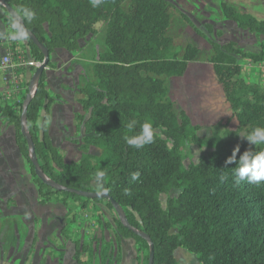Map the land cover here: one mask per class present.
I'll use <instances>...</instances> for the list:
<instances>
[{"label": "trees", "instance_id": "16d2710c", "mask_svg": "<svg viewBox=\"0 0 264 264\" xmlns=\"http://www.w3.org/2000/svg\"><path fill=\"white\" fill-rule=\"evenodd\" d=\"M2 1L48 54L55 49L73 53L79 39L93 35L98 23L105 24V50L92 66L94 80L84 85L79 99L90 115L83 122L78 162L66 164L49 139L50 100L44 73L27 107L25 127L40 172L64 190H54L36 177L21 134L20 116L12 107L0 105V117L15 126L16 146L30 165L40 202L80 200L65 190L104 194L118 204L132 229L148 237L153 264H177L174 252L178 248L196 255L199 264H264V182L236 183L235 165L225 163L237 146V159L246 150L264 151V145L251 146L239 137L253 128H264V90L241 76V60L264 62V41L257 53H246L234 42L211 44L208 63L227 114L200 126L187 107L170 97L162 79L182 78L200 52L191 45L181 55L175 51L168 34L172 6L167 1L101 0L98 6H93V0ZM0 8V19L11 26L6 10ZM24 9L33 11L34 18L29 21ZM220 9L237 28L264 37V20L239 13L226 3ZM24 40L34 59L43 62L42 51L27 36ZM41 111L44 117L38 122ZM132 121L135 126L130 130ZM145 125L150 126L151 142L139 148L130 146L128 138L146 134ZM200 132H204L203 138ZM186 144L206 149L207 156L185 168L181 150ZM90 148L99 150L100 155L90 154ZM132 173L139 177L133 180ZM221 176L226 179L221 181ZM171 191H179L178 196L167 198L162 207L160 197ZM90 201L81 202V209ZM115 223V240L103 244L97 253L98 264H119L121 240L126 239L134 241L148 264V243L119 220ZM173 229L177 233L171 234ZM73 245L76 263L84 253L87 264H95L92 242L74 241Z\"/></svg>", "mask_w": 264, "mask_h": 264}, {"label": "rangeland", "instance_id": "374dc122", "mask_svg": "<svg viewBox=\"0 0 264 264\" xmlns=\"http://www.w3.org/2000/svg\"><path fill=\"white\" fill-rule=\"evenodd\" d=\"M165 1L172 6L168 34L173 39L175 51L181 55L184 48L191 45L199 47L200 52L188 65L182 78L162 79L170 97L187 107L197 124L215 123L225 117L227 109L208 63L212 54L211 44L234 42L246 53H257L259 44L264 41V37L239 29L235 23L226 20L220 5L226 3L239 13L264 20V0ZM0 13H3L1 8ZM5 25V45L9 50L13 74H6L8 77L4 80L0 70V105L12 107L21 119L33 76L43 62L34 59L27 41L11 39L13 29ZM104 32L105 24L98 23L93 35L79 39L78 49L73 53L68 52L67 55L60 51L59 56L49 54L50 65L43 71L45 78L46 72H55L52 81L54 91L48 89L46 84L50 100L47 111L48 135L66 164L78 162L81 157L79 147L84 137L83 122L89 118L90 112L83 110L79 99L84 85L94 80L92 66L98 54L105 50ZM241 66L242 79L257 82L264 90V65L250 66L248 61L241 60ZM60 80L67 84L64 89L68 95L67 103L61 96L55 95ZM37 82L38 79L34 81L32 91H35ZM43 117L44 112L41 111L38 122ZM15 134V126L5 123L0 117V264H66L70 261L66 251L74 246V241L92 242L96 251L94 263L98 264L97 253L103 244L115 240V221L120 219L113 207L108 206V200L102 199L99 202H86L85 209H81L80 203L87 199L85 197L78 201L67 200L65 204L53 199L41 203L42 198L33 182L30 165L16 146ZM204 136V132L199 133V137ZM89 153L100 155V151L95 148H90ZM207 154L204 148L186 144L181 150L183 166L188 168L195 165ZM178 194L179 191H171L168 195H162V207H165L167 198H174ZM175 233L177 230L173 229L171 234ZM131 247H134L133 244L127 246L124 243L121 249L120 245L122 256L119 264L122 257V264L133 261ZM137 250L138 247L136 264H145L144 253H138ZM174 256L177 264H199L197 256L184 248H178ZM79 264H87L86 254L80 255Z\"/></svg>", "mask_w": 264, "mask_h": 264}, {"label": "clouds", "instance_id": "9594fccd", "mask_svg": "<svg viewBox=\"0 0 264 264\" xmlns=\"http://www.w3.org/2000/svg\"><path fill=\"white\" fill-rule=\"evenodd\" d=\"M101 0H93V6H98ZM23 15L30 21L34 18L35 13L29 9L23 10ZM13 33L11 39H25L26 32L17 23L13 22L11 25ZM135 121L129 123V129H133ZM146 134H143L140 138H128L127 142L130 146L139 148L144 143H150L152 134L149 125H145ZM251 146L264 145V128L256 127L243 136H239ZM237 153H239V146H237L230 157L225 161L226 164H234L233 169L234 180L236 183L247 181L248 183L259 184L264 182V151L253 152L252 150H246L243 154L239 155L237 159ZM99 175H103L100 173ZM139 177V173H132V179L135 180ZM221 181L225 180V176L220 177Z\"/></svg>", "mask_w": 264, "mask_h": 264}, {"label": "water", "instance_id": "95a60500", "mask_svg": "<svg viewBox=\"0 0 264 264\" xmlns=\"http://www.w3.org/2000/svg\"><path fill=\"white\" fill-rule=\"evenodd\" d=\"M0 5L2 7H4V9L6 10V12L8 14V17L13 22L17 23L21 28H23V30L26 32V34H27L26 36L29 38V40L35 46H37L43 53L44 60H43L42 65L36 70V72H35V74L33 76V80H32V83L30 85L29 92H28V95H27V98H26V102H25V106H24V109H23V112H22V116H21V119H20V127H21V134L24 136V138L26 139V142H27V147H28V151H29V158H30V160L32 162L34 173H35L36 177L39 178L44 185L52 187L54 190L62 191L64 189L55 186L54 183H52L49 179H47L45 176H43L42 173L40 172V169H39V166H38V163H37L34 151H33V146H32V143L30 141V137L28 136V133L26 132V127H25V116H26V112H27V107H28L29 103L31 102L32 98L34 97V92H35V91H32V86L34 84V81L36 79H39V77L42 75V73H43V71H44V69L46 67V64L48 62L49 54L47 53V51L45 49H43L38 44V42L31 35V33L24 28V26L22 25L21 21L19 20L17 15L14 13V11L10 7L6 6L2 0H0ZM65 191H67L69 193H74V194H76V195H78L80 197H85V198L90 199V200L100 199V198H104L105 197L104 199L109 201V203L113 207L114 211L118 215L121 224L124 227H126L127 229H129L130 231L136 233L140 238L144 239L148 243L149 248H150V255H149L148 264H153V247H152V244H151L150 240L148 239V237H146L143 234L138 233L137 231L132 229L127 224V221H126V219H125V217H124V215L122 213L121 208L118 206V204H116L114 201H112L111 199L106 197L104 194H94L93 195V194H88V193H83V192L72 191V190H65Z\"/></svg>", "mask_w": 264, "mask_h": 264}, {"label": "crops", "instance_id": "0c3cea01", "mask_svg": "<svg viewBox=\"0 0 264 264\" xmlns=\"http://www.w3.org/2000/svg\"><path fill=\"white\" fill-rule=\"evenodd\" d=\"M6 36H7V28H6V25H5V23L3 21L0 20V62H1V60H2L3 57H5L6 55H10L9 52H8L9 50L7 49V47L5 45ZM60 51H62V52L64 51V53L68 55V52H66L65 50H61V49H57L51 55L52 56L53 55L54 56H59V54H60L59 52ZM248 63H249L250 66L253 65V63H251V62H248ZM257 64H261V63H256V65ZM1 73L3 74V77L5 78L4 73L3 72H1ZM54 74H55L54 71H50V73L46 72V77H47L46 78V84H47V88L48 89H51L52 92L54 91V86L52 84V81H53L54 76H55ZM66 85L67 84L65 83L64 80H60L59 81V85H57V91H58V89H61V90L59 92L55 91V95L56 96H61V98L63 99V101H65V103H67V101H68V95L66 93H64V89L67 87ZM61 86L63 88H61ZM124 243H126L127 246H129V245L132 246V244H133L134 247H131V248H132V250L134 252V256H133V261L131 263H129V264H136V245H135L134 241L131 240V239L123 240L122 241V244H121V249L123 248V244ZM73 251H74V246L73 247H70L69 250L66 251V252L69 253L68 259H70V261H68L66 264H76L74 262V260H73ZM65 253H64V255H65ZM121 256H122V253H121ZM122 261H123V257H122ZM122 261H121V264H122Z\"/></svg>", "mask_w": 264, "mask_h": 264}, {"label": "built area", "instance_id": "2783aa9c", "mask_svg": "<svg viewBox=\"0 0 264 264\" xmlns=\"http://www.w3.org/2000/svg\"><path fill=\"white\" fill-rule=\"evenodd\" d=\"M264 65V62L261 63V65ZM13 67L11 66V59H10V55H6L5 57L2 58L1 62H0V70L4 73V80H6V74H10L13 72ZM13 74V73H12Z\"/></svg>", "mask_w": 264, "mask_h": 264}, {"label": "bare ground", "instance_id": "6f19581e", "mask_svg": "<svg viewBox=\"0 0 264 264\" xmlns=\"http://www.w3.org/2000/svg\"><path fill=\"white\" fill-rule=\"evenodd\" d=\"M33 89V88H32Z\"/></svg>", "mask_w": 264, "mask_h": 264}]
</instances>
